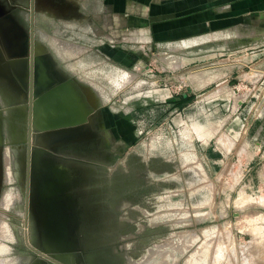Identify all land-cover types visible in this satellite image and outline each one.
<instances>
[{"label": "rangeland", "instance_id": "1", "mask_svg": "<svg viewBox=\"0 0 264 264\" xmlns=\"http://www.w3.org/2000/svg\"><path fill=\"white\" fill-rule=\"evenodd\" d=\"M105 1L0 0L92 119V141L42 164L67 189L77 264H264V7L205 0L188 35L115 26L110 41L87 26ZM112 6L115 25L128 14ZM1 69L0 264H55L38 253L28 86Z\"/></svg>", "mask_w": 264, "mask_h": 264}, {"label": "flooded vegetation", "instance_id": "2", "mask_svg": "<svg viewBox=\"0 0 264 264\" xmlns=\"http://www.w3.org/2000/svg\"><path fill=\"white\" fill-rule=\"evenodd\" d=\"M5 17V16H4ZM2 18V17H1ZM5 20V19H4ZM17 30V31H16ZM31 42L30 37L27 32H25L23 29H14L12 26H7L4 22L0 20V52L2 53V57L0 56V59H5L6 61L13 59L12 65L16 61L22 62L23 69L21 70V75L17 78L18 84L21 81V79H24V82L28 86L27 92H31V83L33 82V85L35 86V83L40 87V81L43 76V66L42 63H38L35 65L34 70V77H32V64L28 61V53L30 50ZM4 52V53H3ZM10 56V57H9ZM16 58V59H15ZM3 59V60H4ZM12 60V59H11ZM13 66H11L12 68ZM13 70V68H12ZM13 72V71H12ZM20 80V81H19ZM45 80V79H44ZM43 84H46V80L43 82ZM71 85V86H70ZM69 86L72 89V92L76 94L77 100L81 106V109L83 110L84 115L87 116L88 111L85 109L83 104L81 103L80 97L75 92V88L72 83L69 84ZM38 92L41 91V88H37ZM72 97V96H71ZM82 104V105H81ZM32 121L33 120V111H32ZM46 125V123H44ZM35 126V125H34ZM36 129L42 130L35 126ZM86 133L76 134L68 141L58 143L54 145L53 147H59L60 145L67 144L71 141L74 143H80L83 141H86L88 138V132ZM94 139L93 135L92 138L89 139L86 142H90ZM64 146V145H63ZM33 171V170H32ZM30 171V177L31 173ZM38 172V175L36 174ZM37 172L32 175V192L31 195L32 198V204H37L39 209V216H37L35 213H33V216L36 218V220L39 223V228L41 232V240L43 243L45 241H52V246H49L48 248L52 249V257L50 254H47L48 256L43 257L47 262H53L58 264H63V262H68L71 264L72 259L75 260L77 264V259L75 255V250L73 247V244L71 242V235H70V229H71V223L73 221V218L70 214L71 211V204L70 209L68 210L67 214L70 216V221L68 223V226L65 225V219L64 217V203L62 201V196L60 192L61 188V175L57 173L54 169H47L43 165H40ZM37 176V178H35ZM30 206H28V210L32 211ZM69 249H73L74 252H70ZM50 255V256H49ZM55 256H58L61 258V261H57L54 258ZM60 260V259H58Z\"/></svg>", "mask_w": 264, "mask_h": 264}, {"label": "crops", "instance_id": "3", "mask_svg": "<svg viewBox=\"0 0 264 264\" xmlns=\"http://www.w3.org/2000/svg\"><path fill=\"white\" fill-rule=\"evenodd\" d=\"M204 1L149 0L147 3V0H106V14L97 15L96 22L87 26L90 25L99 34L103 29L107 30L108 34L105 37L110 41L114 39L115 26L120 28L117 32L125 36L129 34L127 27L143 26L141 33L145 34L152 30L158 41L173 40L198 30L200 21L197 18L213 16ZM247 2L255 5L256 8L264 7V0H239V4ZM114 4L117 9L128 14L127 18L117 16L115 25L112 19Z\"/></svg>", "mask_w": 264, "mask_h": 264}, {"label": "water", "instance_id": "4", "mask_svg": "<svg viewBox=\"0 0 264 264\" xmlns=\"http://www.w3.org/2000/svg\"><path fill=\"white\" fill-rule=\"evenodd\" d=\"M33 8H34V0H32V12H33ZM0 20L2 22H4L7 26H12L14 29H21L20 26L17 25V23L14 21V19L11 16H8L1 7H0ZM30 42H31V46H30V50H29L27 59L32 64L31 65L32 66V71H31L32 75L31 76L34 77L35 65L38 64L39 62L40 63H43V62L41 60L42 55L40 54V52H37V49L39 47H35L32 35L30 36ZM31 55H32V58H31ZM11 59L8 61H6L4 59L3 62H0V68L2 67L4 69L12 71L11 66H13L12 62H13L14 58H11ZM42 66H43V69H42L43 70V76H42L43 79H41V81H40L41 86L39 87L37 85L38 83L37 84L35 83V86L33 85V82L31 83V92H30V99H31L30 105H31V107H32L33 101L45 100L48 96H53L52 95L53 92L56 93V91H59V89H62L64 87L63 82H61V81L53 78L52 76H50L49 71L47 70L45 65L42 64ZM44 79L46 80L45 85L43 84V82L45 81ZM37 88H41V91L38 92ZM31 107H30V112L32 114ZM53 119H54V121H52V123L50 124L49 129H47L45 131L39 130V133H38V147L39 148H38L37 152L35 153V159L34 160H36V162H39V165L40 164L42 165L44 163L45 154H51L49 152H50V149L54 145L68 141L69 139H71L76 134L86 133L85 129L88 128V125L92 120L90 117L83 124L73 126L72 124H70L69 121H67L68 124H60L56 120V117H54ZM32 128L33 127L30 124V131L32 130ZM1 140L2 139H1V132H0V144H1ZM35 168H36V166L34 167V165L32 164L31 168L29 170V171L33 170L32 172L34 173V175L36 173V170L38 169V165H37V168L36 169ZM66 191H67V189L64 188L63 186H61L60 192H61V196H62V201L64 203V205H63L64 212L66 215L64 217V219L66 221L65 225L68 226V223L70 221V216L67 214V212L70 209V205H69V202L66 198ZM43 244L45 246V249L43 250V252H38V253L43 257H46L47 254H50L51 258H53L52 257V249L48 248L49 246H52V241H45V243H43ZM69 251L74 252L73 249L72 250L69 249ZM54 258H57V259H55L57 261H61V258H59L58 256H55ZM58 259H60V260H58ZM58 263H60V262H58ZM58 263H55V264H58ZM63 264H70V263L63 262ZM71 264H76L74 259H72Z\"/></svg>", "mask_w": 264, "mask_h": 264}, {"label": "bare ground", "instance_id": "5", "mask_svg": "<svg viewBox=\"0 0 264 264\" xmlns=\"http://www.w3.org/2000/svg\"><path fill=\"white\" fill-rule=\"evenodd\" d=\"M37 52H40V54L42 55V58H41V60L43 62L42 64H44L45 67L47 68V70L49 72H51V73H49L50 76H52L53 78L63 82L64 83V87L62 89H59V91H56V93L55 92L52 93V95H53L52 97H54L53 99H55V97H56L58 102H59V104L61 105V107L63 106L60 110H53L52 107H49L51 96H48L45 100H42V101L41 100H35V101L32 102L31 109L33 111L34 125L36 127L40 128V129H42V131H45V130L49 129V126L52 123V121L54 120L53 119L54 117H56V120L60 124H68L67 121H69L70 124H72L73 126H77V125H81L84 122H86L87 116L84 115L83 110L81 109V106H80V104H79V102L77 100L76 94L72 92V89L70 87L71 85L69 86L71 81H63L61 79V77L58 76V74H56L52 70L50 71V68H51L50 66L51 65H50V63L48 61V57L43 53L41 48H38ZM31 58H32V55H31ZM18 66L23 69L22 62L21 61H16V62H14L13 67H12L13 68V70H12L13 72L11 70H7V69H4L2 67L1 68L3 70L1 69V72L6 74V75L11 76V74L16 72V68ZM30 104H31V99H30ZM44 123H46V125ZM12 134L14 135L13 132H12ZM23 135H25V134H23ZM0 177H1V170H0ZM9 199L11 200L10 197H9ZM5 201H6V199H5ZM3 203H4V201H3ZM2 215H4V214H2Z\"/></svg>", "mask_w": 264, "mask_h": 264}, {"label": "trees", "instance_id": "6", "mask_svg": "<svg viewBox=\"0 0 264 264\" xmlns=\"http://www.w3.org/2000/svg\"><path fill=\"white\" fill-rule=\"evenodd\" d=\"M184 100H186V99H184Z\"/></svg>", "mask_w": 264, "mask_h": 264}]
</instances>
